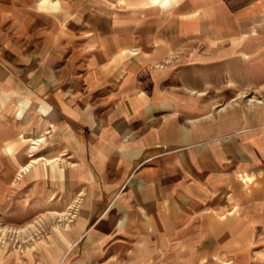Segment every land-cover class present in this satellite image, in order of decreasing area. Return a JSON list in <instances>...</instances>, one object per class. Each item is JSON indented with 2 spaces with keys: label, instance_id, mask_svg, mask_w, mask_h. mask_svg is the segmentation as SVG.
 <instances>
[{
  "label": "crops",
  "instance_id": "1",
  "mask_svg": "<svg viewBox=\"0 0 264 264\" xmlns=\"http://www.w3.org/2000/svg\"><path fill=\"white\" fill-rule=\"evenodd\" d=\"M248 91L264 0H0V205L36 150L37 213L70 217L0 264H264Z\"/></svg>",
  "mask_w": 264,
  "mask_h": 264
},
{
  "label": "rangeland",
  "instance_id": "2",
  "mask_svg": "<svg viewBox=\"0 0 264 264\" xmlns=\"http://www.w3.org/2000/svg\"><path fill=\"white\" fill-rule=\"evenodd\" d=\"M240 105L254 104L259 105L264 99V92L259 91H248L241 94ZM251 99V100H250ZM252 102H249V101ZM37 151L30 153V159H34L35 162L31 163L30 166L26 165L25 170L22 171V167L19 172L15 173L13 186L9 188L10 198L8 197V203L3 202L0 205V251H15L19 254L31 250L32 245L38 239L43 238L45 235H49L51 232L50 228L47 227L49 224L55 222L67 223L70 217H62L61 219H55L49 211L53 205V193L49 199H46V213H37L38 210V178L34 174L38 169L37 162ZM46 174L49 175V170L46 167ZM29 170V173H28ZM29 174L30 179L27 180L24 174ZM22 178H26L22 182ZM46 189L48 191L53 190V185L46 183ZM11 191L14 193L12 194ZM6 201V202H7ZM64 201H62L63 203ZM79 200H75L74 204L77 206ZM9 206V208H7ZM38 224H43L39 229ZM45 225V226H44ZM45 228V229H44Z\"/></svg>",
  "mask_w": 264,
  "mask_h": 264
},
{
  "label": "bare ground",
  "instance_id": "3",
  "mask_svg": "<svg viewBox=\"0 0 264 264\" xmlns=\"http://www.w3.org/2000/svg\"><path fill=\"white\" fill-rule=\"evenodd\" d=\"M26 167V166H25ZM24 170V169H23Z\"/></svg>",
  "mask_w": 264,
  "mask_h": 264
}]
</instances>
